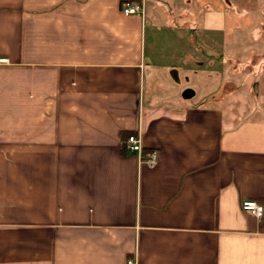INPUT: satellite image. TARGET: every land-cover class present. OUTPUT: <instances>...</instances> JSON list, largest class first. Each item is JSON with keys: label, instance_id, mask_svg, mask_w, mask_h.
Listing matches in <instances>:
<instances>
[{"label": "crops", "instance_id": "1", "mask_svg": "<svg viewBox=\"0 0 264 264\" xmlns=\"http://www.w3.org/2000/svg\"><path fill=\"white\" fill-rule=\"evenodd\" d=\"M124 1L0 0V264H264V112L214 105L230 57L264 99V0Z\"/></svg>", "mask_w": 264, "mask_h": 264}, {"label": "rangeland", "instance_id": "2", "mask_svg": "<svg viewBox=\"0 0 264 264\" xmlns=\"http://www.w3.org/2000/svg\"><path fill=\"white\" fill-rule=\"evenodd\" d=\"M249 11L250 9L247 8H243L240 6H235L232 7L231 10L229 11V16H230V22H229V28H232V22L234 21V19L236 18V16L240 13V11ZM247 41V39H246ZM249 47L252 48L251 43H249L247 41V43H243L242 45H238L239 48H245ZM246 50H250V49H242L243 54H245ZM253 58L252 55H248L247 59H249L250 61L247 63L246 65L249 64V66L251 67V72L248 76V74L246 72H242L241 71V67L243 66L244 62H237L236 59H232L231 57L229 58V67L231 68V70H229L228 73V78H224L225 81H228L229 83L226 84L225 88L229 87V91L228 92V98H214V105L218 106L219 108L226 110V114H233L238 116L237 121H241L240 119H254L257 117L262 116L261 112H264V99H262L261 101L258 100L257 97H253V92H255V88L253 87L254 82L256 81V79H254L256 70H255V64H253V62L251 61ZM245 65V66H246ZM244 73V74H243ZM201 83L198 85L199 87H197L198 93L199 95H204L205 94V88L203 85V80L200 81ZM249 85V86H248ZM206 98H191L188 101L190 103H196V105H204L207 102H204L203 100H205ZM229 113H228V112ZM233 121V120H231Z\"/></svg>", "mask_w": 264, "mask_h": 264}, {"label": "built area", "instance_id": "3", "mask_svg": "<svg viewBox=\"0 0 264 264\" xmlns=\"http://www.w3.org/2000/svg\"><path fill=\"white\" fill-rule=\"evenodd\" d=\"M121 12L125 16L139 15L143 16L145 12V0H125L121 4ZM0 58V63L5 62ZM125 148L127 151L136 154L140 164L146 165L148 168H154L158 162L157 152L155 150H143L142 137L140 132H134L128 135ZM241 208L250 212L256 218H261L264 207L263 205L252 199H246L241 202ZM126 264H139L136 256L128 258Z\"/></svg>", "mask_w": 264, "mask_h": 264}, {"label": "trees", "instance_id": "4", "mask_svg": "<svg viewBox=\"0 0 264 264\" xmlns=\"http://www.w3.org/2000/svg\"><path fill=\"white\" fill-rule=\"evenodd\" d=\"M133 133V132H132ZM129 134H131V132H128V133H125L124 134V137H123V146H124V148H125V142H126V139H127V137H128V135ZM126 149V148H125Z\"/></svg>", "mask_w": 264, "mask_h": 264}, {"label": "water", "instance_id": "5", "mask_svg": "<svg viewBox=\"0 0 264 264\" xmlns=\"http://www.w3.org/2000/svg\"><path fill=\"white\" fill-rule=\"evenodd\" d=\"M186 93H188V92H186Z\"/></svg>", "mask_w": 264, "mask_h": 264}]
</instances>
